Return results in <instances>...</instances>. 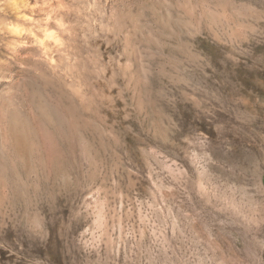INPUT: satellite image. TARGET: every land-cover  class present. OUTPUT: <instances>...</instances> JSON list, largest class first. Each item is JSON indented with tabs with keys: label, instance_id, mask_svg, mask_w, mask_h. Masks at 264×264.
<instances>
[{
	"label": "rangeland",
	"instance_id": "1",
	"mask_svg": "<svg viewBox=\"0 0 264 264\" xmlns=\"http://www.w3.org/2000/svg\"><path fill=\"white\" fill-rule=\"evenodd\" d=\"M0 264H264V0H0Z\"/></svg>",
	"mask_w": 264,
	"mask_h": 264
}]
</instances>
